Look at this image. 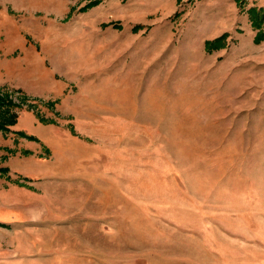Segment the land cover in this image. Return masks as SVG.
<instances>
[{"label":"rangeland","instance_id":"374dc122","mask_svg":"<svg viewBox=\"0 0 264 264\" xmlns=\"http://www.w3.org/2000/svg\"><path fill=\"white\" fill-rule=\"evenodd\" d=\"M88 1L0 0V108L17 112L0 264H264L258 28L208 50L224 0ZM235 1L243 19L264 5Z\"/></svg>","mask_w":264,"mask_h":264},{"label":"trees","instance_id":"16d2710c","mask_svg":"<svg viewBox=\"0 0 264 264\" xmlns=\"http://www.w3.org/2000/svg\"><path fill=\"white\" fill-rule=\"evenodd\" d=\"M98 0H90L87 2L86 5H84L83 9L87 6H90L92 4H95L97 3ZM243 0H238V3H241ZM246 12H248L249 14V19H250V22L252 23V25L254 27H257L258 30L257 32L255 33L254 35V41L255 42H258L260 40H264V27H263V24H264V8L261 7V6H256V5H251L250 7H248L246 9ZM228 35L227 32H223L221 33V35L215 37V38H212V39H207L205 40V47L206 49L208 50H212V49H215V48H220L222 46H224L226 43V36ZM6 97H3V96H0V104L2 101H4ZM6 103L7 105L11 102H9L8 100H6ZM16 118H17V112L15 111H11L9 110L8 108H6L5 110H1L0 108V127L2 128H8L9 124H13V122L16 121ZM22 134L24 132H21ZM25 135L29 138H35V135L31 134V133H25ZM1 170H5L7 171L8 170V167L6 166H2L0 167Z\"/></svg>","mask_w":264,"mask_h":264},{"label":"crops","instance_id":"0c3cea01","mask_svg":"<svg viewBox=\"0 0 264 264\" xmlns=\"http://www.w3.org/2000/svg\"><path fill=\"white\" fill-rule=\"evenodd\" d=\"M224 1L227 4H225L224 5L225 8L223 10L221 9L219 12V15H222V17H221V19L219 18V20L216 23L213 22L212 24H210V26L207 30L208 33L206 34V37H205L206 39L220 35L224 31H230L232 33H235L237 30L236 27L240 28L242 23L250 24L248 16H244V19L242 18L241 12L239 11V7L236 5V1L235 2H230V0H224ZM111 2L113 4L114 3L117 4V2H115V0H111ZM251 3H252L251 5H253L254 1ZM257 4H258V6L262 5L260 2ZM262 6H264V5H262ZM234 9H235V11H234ZM227 42H228V40H227ZM0 153H2V152H0Z\"/></svg>","mask_w":264,"mask_h":264}]
</instances>
